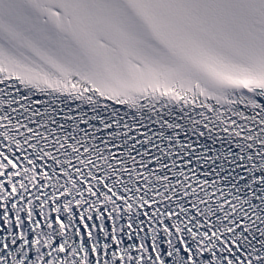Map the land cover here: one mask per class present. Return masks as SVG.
Returning <instances> with one entry per match:
<instances>
[{"label": "snow or ice", "instance_id": "obj_1", "mask_svg": "<svg viewBox=\"0 0 264 264\" xmlns=\"http://www.w3.org/2000/svg\"><path fill=\"white\" fill-rule=\"evenodd\" d=\"M0 264H264V0H0Z\"/></svg>", "mask_w": 264, "mask_h": 264}]
</instances>
